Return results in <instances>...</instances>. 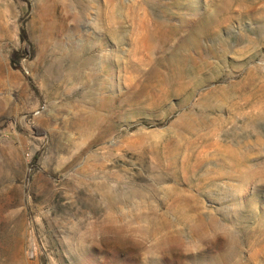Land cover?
I'll use <instances>...</instances> for the list:
<instances>
[{
	"label": "rangeland",
	"instance_id": "374dc122",
	"mask_svg": "<svg viewBox=\"0 0 264 264\" xmlns=\"http://www.w3.org/2000/svg\"><path fill=\"white\" fill-rule=\"evenodd\" d=\"M0 264H264V0H0Z\"/></svg>",
	"mask_w": 264,
	"mask_h": 264
},
{
	"label": "trees",
	"instance_id": "16d2710c",
	"mask_svg": "<svg viewBox=\"0 0 264 264\" xmlns=\"http://www.w3.org/2000/svg\"><path fill=\"white\" fill-rule=\"evenodd\" d=\"M21 41L24 44V53H28L30 51L31 42L29 41L28 33L26 26L23 24L21 27ZM20 51H15L12 56V66L15 68H19V61L21 58V55H19Z\"/></svg>",
	"mask_w": 264,
	"mask_h": 264
}]
</instances>
